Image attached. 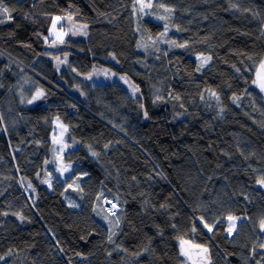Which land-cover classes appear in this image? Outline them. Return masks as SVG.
<instances>
[{
	"label": "trees",
	"instance_id": "trees-1",
	"mask_svg": "<svg viewBox=\"0 0 264 264\" xmlns=\"http://www.w3.org/2000/svg\"><path fill=\"white\" fill-rule=\"evenodd\" d=\"M4 3L0 264H191L181 239L206 246L209 264H264V97L251 83L264 0H152L143 11L136 0ZM65 15L87 36L50 50L52 18ZM64 54L57 69L51 57ZM198 56L211 57L199 71ZM93 66L126 74L138 94L87 80ZM53 117L66 127L63 178ZM229 215L240 218L232 235Z\"/></svg>",
	"mask_w": 264,
	"mask_h": 264
},
{
	"label": "snow or ice",
	"instance_id": "snow-or-ice-1",
	"mask_svg": "<svg viewBox=\"0 0 264 264\" xmlns=\"http://www.w3.org/2000/svg\"><path fill=\"white\" fill-rule=\"evenodd\" d=\"M136 3L140 5V9L141 11H143L145 8H151L152 7V0H148L147 3H145V0H136ZM161 8H164L166 12L171 13L173 10L170 8H166L163 4H160ZM233 7H235V5H233ZM134 9H135V5H134ZM0 17H3L2 19H0V24L5 23L7 20H11V14H10V9L5 5L4 0H0ZM67 19L71 20V17H68ZM158 19H165L164 16H160L158 17ZM62 20L61 17H53L52 18V28L49 29V33L52 34L56 27L57 24ZM86 27V26H85ZM165 32L161 34V37L165 36L167 34V29H168V25L165 24ZM179 30V29H178ZM66 33L61 32L59 39L60 42L63 43V35H65ZM75 34V33H73ZM86 34V33H84ZM46 42H47V38ZM173 45H175L176 47H185V44H176L175 41L171 42ZM54 46V44L52 45ZM114 58V57H113ZM59 59V58H57ZM211 59V57H201L198 56L197 60H201V64L198 66L197 71L200 70V68H202L204 66V64H206L209 60ZM249 59H251V57H249ZM237 71H239V69H237ZM105 75H108L107 71L105 72ZM112 75H115L114 73ZM88 79L92 78V74H89V76L87 77ZM120 79L124 80L125 83H129L127 81V79L125 77H121ZM251 83L253 85H255L256 88H258L260 90L261 93H264V59H261L259 61L258 64L254 65V78L252 79ZM131 91L133 93V95H135L139 89L131 84H129ZM83 94V93H82ZM44 93L40 90H37V93L35 95H33L32 99L28 101L29 104L34 103L35 101L41 99V97H43ZM211 95L216 96L215 92H212ZM238 99V98H236ZM141 107H143V105H141ZM145 118H147V112H145ZM105 147H108V145H105ZM61 151H63V149H61ZM93 156L96 155V153H92ZM57 171H59L61 173V175H63L64 172L69 171V168L67 166H64L62 168H57ZM255 171V170H254ZM85 175H87V173H85ZM77 179H80L79 177ZM45 183H48V181H44ZM256 183L258 185H260L261 187H264V175L260 176L257 178ZM73 185L75 186V189H79V185L76 183V181H73ZM73 185H69V187H73ZM108 203L112 204V209H116L117 205L115 203H112L111 201H107ZM72 207H76L75 204L71 205ZM163 207V205H162ZM111 215H115V212H111V210H109ZM19 216V214H17ZM20 219H23V217H19ZM246 218V217H245ZM240 219L239 217L236 216H231L229 215L227 217L228 220V227H227V233L228 235H232L233 231L236 228V221ZM119 223V221H117V224ZM200 223L203 224L204 228H206L208 230V232H212L213 231V225L207 223L204 221L203 218L200 219ZM174 227V226H173ZM195 227L193 228V231H195ZM259 230L261 233H264V218H262L259 222ZM109 241H111V235L109 236ZM185 245H187V248L185 247ZM260 248H264V244L260 245ZM191 249H198L199 252L196 253L197 256L200 257L199 260H196L193 258V254L191 252ZM209 249L206 246H202L200 244H193L191 241H186L181 239L180 240V254L185 256L187 261H191V264H204V262L207 260V254H208ZM5 260V256H0V261H4ZM257 264H259V262H257Z\"/></svg>",
	"mask_w": 264,
	"mask_h": 264
},
{
	"label": "rangeland",
	"instance_id": "rangeland-1",
	"mask_svg": "<svg viewBox=\"0 0 264 264\" xmlns=\"http://www.w3.org/2000/svg\"><path fill=\"white\" fill-rule=\"evenodd\" d=\"M58 17H61L62 20L59 22L60 25H59V23L57 24V27L52 34H50L49 30H48V36L52 39V41H51V43L45 42L46 48H48L50 50H58V49H61L65 46V41L63 43H61L60 39H59L61 32L66 33L65 35H63V40L66 38H85L87 36V29L85 27L86 26L85 23L76 21L71 16H68V15L58 16ZM68 17H71V20L67 19ZM52 23H53V21L51 22L49 29L52 28ZM73 33H75V34H73ZM84 33H86V34H84ZM53 44H54V46H52ZM51 58H52L53 63L56 65L57 69H59L62 66H66L68 63V56L66 54H64L62 56L55 55V56H52ZM57 58H59V59H57ZM106 71H107L108 75H105ZM113 73L115 75H112ZM89 74H92L91 79L87 78L89 76ZM82 76H84L87 80H90L91 82H94V83L118 82L131 95H133V93L131 91L129 84L137 87V85L126 74L115 72L114 70H112L111 68H109L107 66H93L92 69L88 73H86ZM121 77H125L129 83H125L124 80L120 79ZM137 94H138V92L135 95H137ZM262 94L264 97V93H262ZM51 123H52V130L50 132L49 139L54 144L55 156H56V159H55L54 163L52 164L53 175L63 178L68 173V171L64 172L63 175H61V173L59 171H57V168L64 167L63 165L60 164L61 162L59 160V157L62 153L61 149H63V150L65 149L63 132L66 129V127L56 117L51 118ZM261 189L264 191V187H261ZM112 203H114V202H112ZM109 204L112 206L111 203H109ZM109 204L105 205L108 212H109V210H112L110 208ZM116 210L117 209H114L111 212H116ZM186 264H188V263H186Z\"/></svg>",
	"mask_w": 264,
	"mask_h": 264
},
{
	"label": "water",
	"instance_id": "water-1",
	"mask_svg": "<svg viewBox=\"0 0 264 264\" xmlns=\"http://www.w3.org/2000/svg\"><path fill=\"white\" fill-rule=\"evenodd\" d=\"M109 201V199H105V204L108 205L109 203L107 202ZM113 202V201H112ZM191 252L193 254V258L196 259V260H199L200 257L196 255L197 252H199L198 249H191ZM210 262V253L208 251V254H207V260L204 262V264H209Z\"/></svg>",
	"mask_w": 264,
	"mask_h": 264
},
{
	"label": "clouds",
	"instance_id": "clouds-1",
	"mask_svg": "<svg viewBox=\"0 0 264 264\" xmlns=\"http://www.w3.org/2000/svg\"><path fill=\"white\" fill-rule=\"evenodd\" d=\"M105 199H109V201H113V200H111L110 198L105 197L104 200H103L104 202H105ZM113 202H114V201H113ZM105 205H106V204H105Z\"/></svg>",
	"mask_w": 264,
	"mask_h": 264
},
{
	"label": "bare ground",
	"instance_id": "bare-ground-1",
	"mask_svg": "<svg viewBox=\"0 0 264 264\" xmlns=\"http://www.w3.org/2000/svg\"><path fill=\"white\" fill-rule=\"evenodd\" d=\"M109 206H110V208L112 209V206H111L110 204H109ZM112 210H114V209H112ZM112 210H111V211H112Z\"/></svg>",
	"mask_w": 264,
	"mask_h": 264
}]
</instances>
